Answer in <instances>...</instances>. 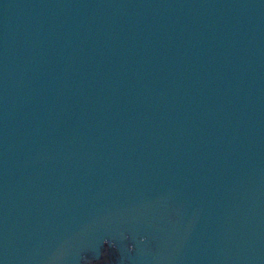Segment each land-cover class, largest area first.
<instances>
[{"label": "water", "instance_id": "water-1", "mask_svg": "<svg viewBox=\"0 0 264 264\" xmlns=\"http://www.w3.org/2000/svg\"><path fill=\"white\" fill-rule=\"evenodd\" d=\"M0 264H264V0H0Z\"/></svg>", "mask_w": 264, "mask_h": 264}]
</instances>
